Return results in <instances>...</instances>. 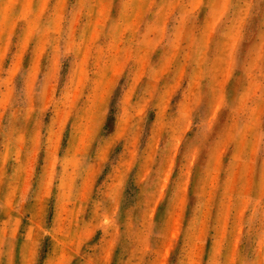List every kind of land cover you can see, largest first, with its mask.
Returning <instances> with one entry per match:
<instances>
[{
	"label": "rangeland",
	"instance_id": "1",
	"mask_svg": "<svg viewBox=\"0 0 264 264\" xmlns=\"http://www.w3.org/2000/svg\"><path fill=\"white\" fill-rule=\"evenodd\" d=\"M0 264H264V0H0Z\"/></svg>",
	"mask_w": 264,
	"mask_h": 264
},
{
	"label": "crops",
	"instance_id": "2",
	"mask_svg": "<svg viewBox=\"0 0 264 264\" xmlns=\"http://www.w3.org/2000/svg\"><path fill=\"white\" fill-rule=\"evenodd\" d=\"M77 19H89V18L77 16V15L74 14L69 19L71 26H74L76 24V22L79 23V20H77ZM132 22L136 24V30L139 31L141 29L139 33H143L144 29H145L144 28L145 23L148 22V20L147 19H142V18H140V19L137 18V19H132L130 24H132ZM82 24H83V22H82ZM87 33H89V31L87 29L81 28L80 29V33H79L80 35L77 38L78 39H82V40H92L94 38H98L96 35L93 34V31H91L89 34H87ZM67 38L70 39L71 37L67 36ZM117 38H121V37H117ZM136 38H139V39H154L156 37L155 36H149V35H147V36L141 35V36H136ZM112 70H119V69L115 68V69H112Z\"/></svg>",
	"mask_w": 264,
	"mask_h": 264
}]
</instances>
